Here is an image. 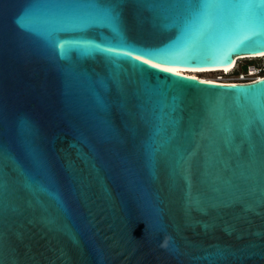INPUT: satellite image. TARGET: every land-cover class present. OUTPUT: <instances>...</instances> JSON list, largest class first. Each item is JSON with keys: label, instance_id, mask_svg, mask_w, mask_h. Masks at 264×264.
<instances>
[{"label": "water", "instance_id": "1", "mask_svg": "<svg viewBox=\"0 0 264 264\" xmlns=\"http://www.w3.org/2000/svg\"><path fill=\"white\" fill-rule=\"evenodd\" d=\"M202 7L84 0L118 29L46 36L18 20L46 34L55 9L36 23L33 0H0V264H264V80L194 81L90 47L168 48L152 61L177 68L264 49V28Z\"/></svg>", "mask_w": 264, "mask_h": 264}, {"label": "snow or ice", "instance_id": "2", "mask_svg": "<svg viewBox=\"0 0 264 264\" xmlns=\"http://www.w3.org/2000/svg\"><path fill=\"white\" fill-rule=\"evenodd\" d=\"M36 13L27 12L25 15H32L36 23H49L45 17L48 15L50 9H55V19L50 22L49 31L44 34L38 31L34 25L28 27L23 25L22 21L18 20L22 26L30 32H35L37 35L50 36L52 33L68 32L76 29H84L92 26H111L113 29H118L119 18L114 11L105 10L101 8H93L90 11H85L83 8L84 0H33ZM203 7L200 10L201 15L205 14L207 7L215 3L221 10H228L230 14L241 16L247 23L248 30H256L264 28V0H200ZM81 42L71 41L70 47H79ZM63 47V45L61 46ZM91 48L96 49L101 53L106 52L110 56L119 57L126 56L129 59L140 61L142 58L144 64H149L150 61L156 60L160 63H169L173 60L174 55L170 49L164 48L158 51L138 50L135 48L129 49L126 52L118 53L116 49L109 47L108 49H99L95 45H90ZM119 47H124L123 44ZM251 55L264 56V49H244ZM90 54V53H84ZM63 56V53H62ZM226 64L232 63L228 59ZM158 67L159 65H152ZM171 71V69H168ZM235 87V86H231ZM260 120L264 123V105H261Z\"/></svg>", "mask_w": 264, "mask_h": 264}, {"label": "bare ground", "instance_id": "3", "mask_svg": "<svg viewBox=\"0 0 264 264\" xmlns=\"http://www.w3.org/2000/svg\"><path fill=\"white\" fill-rule=\"evenodd\" d=\"M262 57H264V56L251 55V54L242 55V56H235L234 61L230 65L222 66V67H213V68H177V67H173V66L163 65V64H160V63L155 62V61H150L149 64L150 65L158 64L159 65L158 68H161L165 71H168V69H171V71H168V72H171L173 74H176L180 77H183V78H186L189 80L218 84V85H228V86H241L242 85V86H245L247 84H254V83L263 81L264 75H257V76H255L254 81L244 82V83L236 82V81L235 82L234 81L233 82L222 81L219 79L206 78V77H203L201 75L202 74H208V73L209 74H214V73L229 74L235 70V68H236V66L240 60L245 59V58H262ZM143 59H145V58H142L141 60L143 61ZM251 70H252V73H251L252 75L257 74L256 68L252 67Z\"/></svg>", "mask_w": 264, "mask_h": 264}, {"label": "built area", "instance_id": "4", "mask_svg": "<svg viewBox=\"0 0 264 264\" xmlns=\"http://www.w3.org/2000/svg\"><path fill=\"white\" fill-rule=\"evenodd\" d=\"M252 67L256 68L257 74H253V75L251 74L252 73V70H251ZM263 71H264L263 67L258 68L257 66L252 65V66L249 67L247 72H241L238 75L233 76L232 78H230V81L231 82H233V81L235 82L236 81V82H241V83L251 82V81H254L255 76L263 75Z\"/></svg>", "mask_w": 264, "mask_h": 264}, {"label": "trees", "instance_id": "5", "mask_svg": "<svg viewBox=\"0 0 264 264\" xmlns=\"http://www.w3.org/2000/svg\"><path fill=\"white\" fill-rule=\"evenodd\" d=\"M261 59L262 58H252V59L240 60L237 64L235 70L232 72V75L236 76L241 72H247L249 67L252 65L262 66L260 63ZM263 75H264V71H263Z\"/></svg>", "mask_w": 264, "mask_h": 264}, {"label": "rangeland", "instance_id": "6", "mask_svg": "<svg viewBox=\"0 0 264 264\" xmlns=\"http://www.w3.org/2000/svg\"><path fill=\"white\" fill-rule=\"evenodd\" d=\"M245 59H252V58H245ZM244 60V59H242ZM262 66H257L258 68L263 67L264 68V57H262L261 61H260ZM230 74V75H229ZM229 74H222V73H214V74H202L201 76L206 77V78H213V79H219L222 81H230V78L233 77L232 72Z\"/></svg>", "mask_w": 264, "mask_h": 264}]
</instances>
